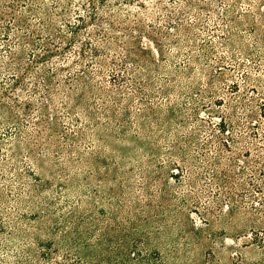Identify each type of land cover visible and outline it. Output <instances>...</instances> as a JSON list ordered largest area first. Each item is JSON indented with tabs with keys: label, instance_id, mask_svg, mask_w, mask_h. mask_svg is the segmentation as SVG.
<instances>
[{
	"label": "rangeland",
	"instance_id": "1",
	"mask_svg": "<svg viewBox=\"0 0 264 264\" xmlns=\"http://www.w3.org/2000/svg\"><path fill=\"white\" fill-rule=\"evenodd\" d=\"M0 5L13 7L7 8L2 20L6 31L0 29V99L11 106L14 103L2 91L18 94L15 108L20 117L32 113L20 132L17 126L0 121V219L6 225L0 229V264H264V0H0ZM52 13L66 37L80 26V15L92 44L105 48L98 38L99 32H105L116 43L110 56L126 64L122 75L134 86L120 81V117L119 110L115 118L105 117L99 104L87 101L100 125L91 127L93 138L75 139L82 157L76 151L67 153L70 146L64 135L80 133L86 123L83 112L73 108L75 101L65 106L60 97L45 99L43 118L49 123L35 126L41 135L35 140L36 149L50 151L46 141L53 137L59 156L30 153L21 141L33 130L31 121L40 120L44 95L40 77L49 76V63L39 64V91L32 95L16 89L15 73L6 64L10 60L27 63L43 53L46 30H41L39 14ZM89 13L99 18L97 23ZM18 18L22 28L14 22ZM25 23L40 27L30 37L36 46L19 44L13 37L21 34ZM85 32L77 35V45L85 41ZM5 33L11 37L6 39ZM64 53L68 62H62V56L53 61L78 69L73 54L67 49ZM87 57L83 64H93L92 49L87 48ZM88 67L92 82L114 88L107 70L101 78L97 69ZM67 74L62 71L60 80ZM31 83L26 78L24 88L29 92ZM139 84L148 94L144 99L134 90ZM163 88L173 89V94L163 93ZM25 101L30 102L29 108ZM145 105L153 112L145 113L150 123L165 120L167 111L175 108L172 125H167L170 133L146 136L138 131L137 113ZM123 107L129 111L125 121ZM75 114L82 125L75 122ZM220 119L232 125L220 132ZM242 122L247 128L240 126ZM174 147L184 149L183 158ZM34 157L54 163L58 170L69 159L77 168L52 175L46 168L49 163L42 166ZM15 173H22L26 185L34 189L28 212L17 210ZM161 195L171 214L156 208L154 201ZM149 205L159 220L155 225L142 221L148 218L143 209ZM110 219L115 220V237L103 230ZM83 220L91 234H78L71 227V221ZM163 223L166 229L158 228L162 239L154 241L148 235V240L144 233ZM12 225L28 229L27 234L6 242ZM58 235L72 236L77 245L62 243ZM116 237L120 256L114 252ZM99 241L108 242L103 245L106 250L98 248Z\"/></svg>",
	"mask_w": 264,
	"mask_h": 264
},
{
	"label": "trees",
	"instance_id": "2",
	"mask_svg": "<svg viewBox=\"0 0 264 264\" xmlns=\"http://www.w3.org/2000/svg\"><path fill=\"white\" fill-rule=\"evenodd\" d=\"M59 3V2H58ZM81 5H84V7L86 6V3H81ZM64 5H62L63 7ZM7 8H13L11 5H0V29H3V31H6L5 26L2 23V20L5 17V14L7 13ZM35 14V13H34ZM90 18L94 21V23L98 22L99 18L96 17L95 13L91 14L89 13ZM63 17L66 16V9H64L63 12ZM79 20H80V26L76 27L77 29H73L71 32V37H66V35H64L62 33V29L59 26H56L55 24V19H54V15L53 13L51 15H41L39 14V19H40V24H41V30H46V37H44L43 40V53L40 55H33L34 57L32 59L29 60V62L27 63H22L20 61H13L10 60L6 66L7 68L11 69L15 74L14 76V84L16 89L19 88L20 90H23L24 93L28 94V95H32V92H34V94L39 91L38 90V84L37 81L41 82L39 80V71L41 70V68L39 69V64H48L47 65V73L49 74L48 77H40L42 78V87H43V92L41 91V93H43L44 95H42V100L40 102V114L38 115L39 119L38 121H31L32 125L31 129L36 130L35 126H39L42 123H49L46 122V120L43 118L46 110V100L48 99L51 100V96H56V97H60V99L64 102L65 106L70 105V102L75 101V104L73 105V108H80L81 111L83 112L82 115L84 116L83 119H85V124L83 126V129L80 130V133L78 135L73 134L71 137L68 136L67 134L64 135V137L67 139L68 144L70 146V149L68 150L69 152H67L69 155L71 154V152H78L79 156L82 155V152H79L78 149H76L74 141L75 139L80 140V139H85L86 137L89 138H93L91 135H93V132H91V127L93 126V128H96L97 126L100 125V123L98 122V117L96 116V113L94 111L91 110L92 105L89 104L87 101L88 100H93L94 102H96L97 104H99V108L102 110V114L105 115V117H109L110 119H113L116 117V110H119V117H120V98H117V95L120 96V81L122 82V84L125 85H130L131 88H133L134 86L132 85V83H130V79L129 78H125L122 73L125 72V70H127L126 68V64L125 63H121L120 64V60H118L117 58H113L110 56V49L113 48V45H115L116 43L112 42L111 40L108 39V36L105 35V32H99V36L98 38H100V40H102L103 44L105 45V48H99L96 45L92 44L90 41V39H92V35H90V31L85 32L86 30V25H85V20L82 18V15L79 16ZM21 21L22 19H14V22H16L20 28H22L21 26ZM25 22V21H24ZM65 24L69 26V23L66 22V19L64 20ZM110 24V28L114 29V26ZM25 26L23 27L21 34L17 35V34H13V37H15V39L20 43H32V45H35L34 40L31 39L30 37L35 33L36 30H40V27L37 26H33L32 24H28L25 23ZM79 28V29H78ZM52 30H53V35L55 38H53L52 36ZM75 30V31H74ZM80 31L85 32V41L82 43L81 45H77V42L79 43L78 39H77V35L79 34ZM98 31H101V29ZM11 37V35L9 33H5L4 37L6 39H8V37ZM99 40V39H98ZM64 43V45L61 46V44ZM59 44V45H57ZM36 46V45H35ZM61 46V50L60 47ZM76 46V47H75ZM87 48L88 49H92L93 50V55L94 58L92 60L93 64L86 63L83 64L84 60H88L90 58L87 57ZM64 49L69 50V52H71L72 55V61L74 62V65H78V69H73V67H69V68H65L63 67L64 65H59L58 63L54 62L53 59L54 57H60L62 56V62H68L67 58L64 57L65 53H64ZM116 50V49H114ZM9 56L10 59H13V52L9 49ZM90 60V63H91ZM124 61V60H123ZM141 65H143L145 62V59H141L140 60ZM139 65V62L137 63ZM88 66L94 67V69H97V71L99 72V75L102 78V74L101 72H103L104 70H107L108 73V77L109 80L108 82H112L111 84L113 85V89L111 90H107L103 85H101L98 81H94L92 82V75L90 73V69ZM67 72L68 74L66 75V77L64 79H62L63 81L60 80L59 78V74H61V72ZM26 78L28 79H32V91L29 92V90L25 89V82H26ZM178 82H180V80H177ZM102 82V81H101ZM66 84V88L63 89L62 86L60 85H64ZM57 86V87H56ZM60 86V87H58ZM60 88V90L58 89ZM136 91H139L141 93V99H144L146 96H148V94L145 92L144 86L143 85H138L136 87V89H134ZM162 92L165 94H173V89H167V88H163ZM172 92V93H171ZM2 94H4V96L6 98L9 99V102L14 103V105H8L5 104L3 102L2 99H0V121L2 122H6L9 123L10 125H15L17 126L20 132V128H25L26 126V122L24 120H26V118H30L32 116V113H29L28 111L23 112V114L25 115V117L21 118L20 115L17 112V108H15V106H18V101H19V97H17V95H11L10 93L6 92V91H2ZM114 96V98L111 99V97ZM116 96V97H115ZM46 99V100H45ZM70 100V101H69ZM96 100V101H95ZM50 104L53 105V102H50ZM30 102L29 101H25V106H27L29 108ZM79 107H78V106ZM114 105V107L112 108L111 106ZM150 107H147L146 105L144 106V109H139L138 110V118L140 119V125H139V129L138 131L146 136L150 135L151 133L157 134L159 132L163 133H170V131L167 128V125H172L171 121L173 118V111L175 110V108H171L167 111V116L165 120H157L155 119V123H150L148 122V118H145L146 116V112H150L153 113L152 111H149ZM28 110V109H27ZM122 113H121V118L123 119V121H125V117L127 118L129 115V111L127 110L126 107H123L122 109ZM42 112V113H41ZM80 112L77 111V114H79ZM166 114V113H165ZM149 117V119L151 118V114H147ZM75 122H77V125H82L83 122L80 120V117H76V114L73 115ZM153 122V121H152ZM157 124V127L155 126ZM159 124V127H158ZM219 131H223L226 129L227 126H231L232 123L230 121H226L225 119H220L219 121ZM242 128H247L246 123L242 122V124L240 125ZM155 128V129H154ZM86 129V130H85ZM113 129V128H111ZM33 130L27 132V136L24 137V139H21V141L24 144L25 149H27L30 153H36L38 155H49L50 153L53 156L58 155L59 153V146H57V144L55 143L56 140L53 139V137H49L48 144H49V148L51 149L49 151L46 150V147H41V151L40 148L39 150L36 149L37 147V141L39 138H41V135H39V131L36 132V134H33ZM172 132V131H171ZM124 133V131H123ZM254 133V132H253ZM256 134V133H254ZM72 142V143H71ZM72 146V147H71ZM145 151H147V147H144ZM43 149V151H42ZM74 150V151H72ZM174 151L178 152V155H180V157L183 158V153H184V149H176L174 147ZM59 156V155H58ZM61 156V155H60ZM82 157V156H81ZM36 162H38V164H41L42 166H44L45 162H48L49 164H47L48 167L47 170H49V172H51V174L55 175L57 173H66L67 170H72V168H77V164H70L69 163V159L65 160L61 169H55V164L50 162V161H44V159H39L36 158ZM12 159H17V157L13 156ZM40 160V161H38ZM90 164V162H86L85 163ZM73 166V167H72ZM76 166V167H74ZM72 167V168H71ZM13 170L16 169V167L14 168L11 167ZM14 174V172H12ZM15 177H16V181H17V185L16 188L18 190V201L17 204L19 205L17 210H20V208L25 209L26 212L27 209H31L32 208V204L34 203L32 197H31V191H33V188H30L28 185H26L24 178H23V174L22 173H15ZM33 176L36 177V179H38V176L35 175L34 170L32 173ZM40 178V177H39ZM147 179V177H144ZM40 180V179H39ZM257 188V186H256ZM259 187L256 189L258 190ZM2 194V193H1ZM0 199L1 195H0ZM156 208L161 210V213H166L168 212V214H171V212L169 211V206L168 203L166 201V199L164 198L163 195L160 196V198H158L156 201H154ZM153 207L152 206H145L143 209V212H145V214L148 216V218L146 219H142L143 223L146 224V222L152 223L153 225H155V223H159L156 218L155 215H153L152 212ZM158 210V211H160ZM211 212V211H208ZM255 211H250L251 214H255ZM33 219H37L38 218H33ZM114 219H110L109 224H105V227L103 228L104 231H106L105 235H109L110 237H115V235H113V222H115ZM206 223V222H205ZM150 224V225H152ZM31 227V225H29ZM160 226L162 227H166L165 223H163L162 225H157V229L155 230H148L147 233V238L149 240V236L154 240H161L162 239V232L158 229L160 228ZM6 227V225H4L3 220L0 219V229H4ZM33 227V226H32ZM71 227L74 229L75 232H83L86 231L87 234H91L92 230L87 227L85 225V221H80L79 223L77 222H73L71 221ZM153 228L155 226H152ZM12 228L14 229L13 232H9V236L7 238H5L6 242L11 241L12 239H20L22 235L27 234V232H25L24 230H28L21 227H15L14 225H12ZM149 229V228H148ZM166 229V228H165ZM80 230V231H79ZM149 235V236H148ZM60 236V241L66 245H73L76 246L77 242L76 239L73 238L72 236L69 235H58ZM78 237V236H77ZM80 238V236H79ZM182 238V237H181ZM184 238H182L183 240ZM21 240V239H20ZM194 240H197V237H194ZM75 241V242H74ZM116 241H117V245L116 248L114 250V252L120 256V238L116 237ZM194 242V241H192ZM195 243V242H194ZM97 244L98 248L100 249H105L107 247V243H105V241H99ZM106 244V247H104ZM162 244V243H160ZM104 245V246H103ZM123 246V244L121 245V247ZM131 246H133L131 244ZM106 250V249H105ZM88 251V249H87ZM100 251V250H99ZM151 252L153 254H156L157 256L160 255L159 251L156 249L151 250ZM44 258L45 256L48 255L47 252L42 253L41 254ZM155 256V257H157ZM209 256L211 258H214V254L212 252L209 253ZM122 257V256H121ZM100 259V258H99ZM145 260H147L148 258H144ZM162 259V258H159ZM108 260V259H107ZM142 260V261H145ZM80 263H84V260L79 259ZM89 261H86L84 264H88ZM160 264H162V262H160ZM237 264H247L244 262H239Z\"/></svg>",
	"mask_w": 264,
	"mask_h": 264
}]
</instances>
